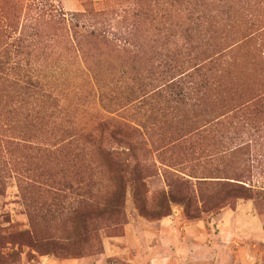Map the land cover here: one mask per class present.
<instances>
[{"label":"rangeland","instance_id":"1","mask_svg":"<svg viewBox=\"0 0 264 264\" xmlns=\"http://www.w3.org/2000/svg\"><path fill=\"white\" fill-rule=\"evenodd\" d=\"M77 1L0 0V92L7 72L41 75L60 102L36 135L76 127L60 158L6 151L0 129V264H264V0ZM81 12L101 13L94 29L121 47H98L99 71L67 63L74 29L99 19ZM252 22L255 38L236 33ZM174 47L186 71H158ZM98 120L106 152L75 134ZM124 122L134 130L110 132ZM17 157L41 167L40 190L20 191ZM60 159L78 176L51 198Z\"/></svg>","mask_w":264,"mask_h":264},{"label":"trees","instance_id":"2","mask_svg":"<svg viewBox=\"0 0 264 264\" xmlns=\"http://www.w3.org/2000/svg\"><path fill=\"white\" fill-rule=\"evenodd\" d=\"M180 0H174V2H179ZM223 1V0H222ZM230 3L231 0H228ZM217 1L215 2L216 5ZM148 6H151V2H147ZM228 8H232L231 4L227 5ZM236 6V5H235ZM150 10V9H149ZM140 14H145V9H140ZM75 15L85 17L90 16L91 17H99V19L95 18L93 20L94 25L92 24H87L84 27V31H79L74 29V33L72 32L73 38H72V46H73V56L75 59H72L68 61L67 63H70V65L75 64L77 61L79 66H81V70L87 68L90 71H99V63H100V58L99 55L97 54V50L100 48V45H111L112 47L115 48L116 51H119L121 47H119L115 41L111 40H106V37H100V32L95 30V26L97 23L100 22L101 18V13H94V15H91V12H81ZM73 14V16H75ZM149 18L154 19H163L164 15L160 16L158 15H148ZM174 18H182L180 17H174ZM251 19V18H250ZM167 20H170L168 18ZM257 19H255V22ZM183 22L182 24H179L182 26H187L184 30L186 31L188 28H192L193 20L191 16H186L184 20H181ZM254 22L249 23L245 31L243 30H238L236 33L239 34V31L242 32L241 36L244 38H248V34L253 33L252 31L255 29L253 27ZM92 25L93 29L91 30H86V27ZM132 25H135L134 23ZM176 25V24H174ZM136 26V25H135ZM189 26V27H188ZM212 26V21L208 22L207 24V30L210 29ZM239 26V24H237ZM77 27L76 24H74L73 28ZM137 27V26H136ZM168 29H173V23L168 26ZM167 29V30H168ZM252 29V31H251ZM133 34L135 33L136 30L141 31V28H134ZM143 32H148V29L142 28ZM145 32V35H146ZM131 31H128V34L130 37L133 36ZM174 34L173 31L170 32L169 38L172 37ZM77 35H80L78 37ZM144 35V36H145ZM257 33H253L250 39L255 38ZM181 36V35H180ZM235 41H239L240 38L235 37ZM226 40V37L223 39V41ZM246 40V39H245ZM245 40L241 42L238 46L239 47H244L245 45ZM185 45L184 43L179 47L182 48V46ZM99 47V48H98ZM135 47L138 48L137 52L130 49V53H132L133 56L139 57V54L141 53V48L140 45H135ZM125 50V48H122ZM174 51L172 52V58L169 57L168 62L165 63L164 65V70L160 69L158 71H186L185 67H183V63L179 61H176V58L178 56V52H176V48H172ZM143 52V51H142ZM47 59L39 61V64L35 71H44L41 70L46 63ZM64 62L61 61H55L54 62V68L56 71L61 68V64ZM48 67V66H47ZM199 66L196 65L194 70L196 71ZM53 70V68H52ZM29 71H34V70H29ZM65 71V70H62ZM1 78V77H0ZM4 92H0V101L5 102V106L0 107V129H2V126L5 124L6 128L4 131H6V134L4 136V146L6 151H15L19 149V151H22L24 149H33L40 151L42 153H50L53 154L54 156L57 154L58 157L60 158L61 152L65 150L68 147H65L69 145L72 141V139H67L68 137H71L73 135H66L68 134L69 130L74 131L76 127H72V125H65L64 121H60L56 124H58V130L56 132L51 131L50 132V138L49 139H39L38 135H36V132L40 130V127L38 125H41L40 121L42 117H47L48 115L50 116V106L47 105L46 102L49 100L51 103H49L52 107L58 106V103L55 101H59V95L56 93H52L50 90L49 84L45 81V78L41 75H36V74H31L30 73H13V72H7L4 78ZM180 80L177 81H167L168 83H163V84H168V85H176L178 88L180 84ZM182 89V88H181ZM179 89V90H181ZM40 98V99H39ZM39 101H42L43 104H37L36 103ZM53 101V102H52ZM60 102V101H59ZM52 107V108H53ZM52 111V109H51ZM54 113V111H53ZM99 121V122H98ZM98 121H93V123H87L86 125H83L79 128H77L75 134H78V138L80 139H86L88 142L92 141L94 145H96L100 151L106 152V149L101 148V137H102V128L105 130H109L106 128V122L103 120H98ZM134 130L133 127H131L128 123H123L121 126L116 127L115 125L113 126L112 130L110 131L111 133H117L119 132L118 130L121 131H128V130ZM42 134V133H41ZM74 134V133H73ZM74 134V135H75ZM76 136V135H75ZM1 138V135H0ZM2 142V138L0 139ZM21 149V150H20ZM56 155V156H57ZM65 157V156H64ZM19 157L15 158L13 161L15 164H18L19 166L14 167L12 171L14 173H18L21 175V179H18L21 181L22 185L20 186V191H24L25 193H30L33 190H38L39 187L37 184H35V180L33 179L34 175L37 174L38 176L42 175V173L39 172V169L41 167H36V166H31L29 168H24L23 164H25L21 159H18ZM16 160L18 162H16ZM61 160V159H60ZM57 164L62 163L63 166L61 168H57L58 165H55L52 167L50 172H46L48 176H51L55 180L56 186H50L51 188L54 189V191L44 190L46 193H49V196L51 198H57L59 194V191H62V187L64 183L72 182L74 181L75 177L78 176V171H71L67 167H65L64 161H56ZM65 168V169H64ZM21 172V173H20ZM60 172V173H59ZM89 180L94 179V176H87ZM91 182V181H89ZM58 186V187H57ZM26 190V191H25ZM40 190V189H39ZM103 209L100 206H96L95 208L91 207L89 212L90 214L98 215L99 213H102Z\"/></svg>","mask_w":264,"mask_h":264},{"label":"crops","instance_id":"3","mask_svg":"<svg viewBox=\"0 0 264 264\" xmlns=\"http://www.w3.org/2000/svg\"><path fill=\"white\" fill-rule=\"evenodd\" d=\"M64 2L72 10H76L80 8V4L77 0H64Z\"/></svg>","mask_w":264,"mask_h":264}]
</instances>
